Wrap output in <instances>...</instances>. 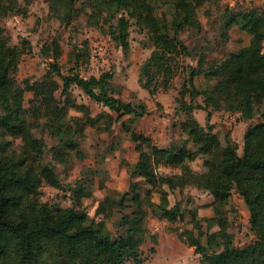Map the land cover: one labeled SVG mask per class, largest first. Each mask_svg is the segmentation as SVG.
<instances>
[{
  "label": "trees",
  "instance_id": "1",
  "mask_svg": "<svg viewBox=\"0 0 264 264\" xmlns=\"http://www.w3.org/2000/svg\"><path fill=\"white\" fill-rule=\"evenodd\" d=\"M44 1L50 15L64 26L79 18L87 26H106L120 47L126 46L129 26L143 32L152 51L140 67L138 82L148 91L158 78L168 89L175 58L189 57L186 78L175 97L184 119L172 126L179 128L178 137L159 145L139 130L140 119L149 114L147 107L122 99L113 73L85 78L73 67L64 75L55 64L46 73L57 77L60 85L40 83L41 90L25 107V89L16 79L24 49L11 42L2 18L25 15L26 9L18 0H0V264H143L140 246L147 236L148 214L170 223L183 220L180 201L172 204L169 196L183 195L187 188L212 198L211 216L201 235L193 236L188 230L178 233L199 254L197 264H264V7H221L214 47L202 46L200 39L189 47L180 35L184 31L201 34L198 13L204 10L210 15L205 7L216 6L218 0ZM233 27L247 34L248 41L226 51ZM210 50L220 55L209 57ZM80 59L75 56L76 63ZM71 84L101 111L91 115L87 105L69 97L56 101V90L66 93ZM198 97L200 106L195 104ZM198 108L207 119L214 110L250 122L241 156L229 135L220 139L213 124L201 126L195 121L192 111ZM104 120L106 124L99 125ZM88 127L108 134L118 127L137 153L136 161L125 165L127 189L99 202L94 218L79 207L78 198L67 208L40 198L44 184L63 187L57 165L65 170L74 157L84 158L80 144ZM45 134L53 143L47 150ZM15 139L21 141L18 148ZM113 143L106 152L120 147V137L116 135ZM195 161L201 162L198 171L192 167ZM168 166L178 167L180 173L160 171ZM91 176L86 173L76 183L78 188L85 190ZM234 191L248 210L254 236L243 245H236L228 232L227 207ZM114 209L119 216L109 229L105 221ZM190 216L195 225L196 211ZM151 240L155 242V237Z\"/></svg>",
  "mask_w": 264,
  "mask_h": 264
},
{
  "label": "rangeland",
  "instance_id": "2",
  "mask_svg": "<svg viewBox=\"0 0 264 264\" xmlns=\"http://www.w3.org/2000/svg\"><path fill=\"white\" fill-rule=\"evenodd\" d=\"M22 7H25V15H8L2 18V27L11 42L23 46L24 54L19 63V71L16 75L18 83L25 89L24 105L34 93L41 90L40 83L48 86L56 82L60 85L57 77L48 75L46 71L49 65H57L61 73L69 74V69L75 67L82 77L99 75L110 71L113 73V82L120 90L119 96L127 102H143L149 114L140 119V131L153 138L159 145H166L172 138H177L179 128H173V124L184 119V115L178 110L175 101L178 91L186 78L187 65L191 59L186 56L175 58L174 76L168 89H163L161 78H158L150 85V90L142 88L138 82V75L141 65L149 57L152 48L143 32L133 26L128 27V38L125 47H120L108 33V27L102 29L94 26H87L84 18L69 27L61 24L56 18L50 15L44 0H18ZM214 6L208 4L205 10L198 13V19L203 27L201 34L192 35L184 31L180 38L186 45L193 46L199 40L202 46L214 47L219 40L217 38V16L221 7L235 6L242 7H264V0H218ZM248 41V35L239 31L236 27L229 30L228 41L225 43L226 51L236 50ZM85 43V44H84ZM102 43L105 51L96 54L95 45ZM216 47V46H215ZM80 55L81 59L76 63L75 56ZM220 55L217 50H210L208 56ZM83 58V59H82ZM201 78L196 79L200 85ZM56 101H64L65 97L76 100L87 105L91 115L101 111L86 96L81 94L72 84L66 93L61 88L55 92ZM188 101V97L186 96ZM195 104L202 105V99L196 98ZM71 114L79 115L71 111ZM195 121L201 126L207 122L213 124V132L222 139L224 134L230 136L237 145L238 155L243 153V136L250 122L238 119V114H230L226 111L212 110L207 119L206 112L201 109L192 111ZM106 124L102 121L99 125ZM98 125V126H99ZM96 126V127H98ZM96 127H88L85 130V137L80 144V150L84 158L74 157L71 164L64 169L61 165L56 166V172L60 175L62 188L56 189L44 184L40 189V198L49 204H58L62 208L71 207L76 198L79 199V207L89 217L95 215L99 202L107 195L116 194L127 189L128 176L125 165L136 158L133 145L124 135L119 134V128L110 134L100 131ZM97 129V130H96ZM117 137H120L121 145L118 149L108 153L106 150ZM46 150L52 146V140L45 134ZM14 147L21 144L20 139L13 140ZM195 170H200L201 162L195 161L192 164ZM161 172L180 173V169L174 166L162 168ZM86 173L92 174L91 184L85 185V190L78 188L76 183L85 177ZM89 175V174H88ZM89 193V194H88ZM158 202V196L153 195ZM173 204L180 201L183 211V220L167 222L152 214L146 218L147 236L140 246L143 264H197V255L193 248H189L178 237L181 231H191L193 236H199L204 230V222L211 216L210 203L212 198L193 188H187L183 195L173 194L169 196ZM230 225L228 232L232 235L236 245L249 243L254 239L249 225V213L243 199L234 191L229 200ZM196 211L197 223H191L190 212ZM119 214L114 209L106 217L105 224L109 229L114 228ZM151 237H155L152 242ZM202 242L204 238L201 237ZM153 249L151 251L150 249Z\"/></svg>",
  "mask_w": 264,
  "mask_h": 264
},
{
  "label": "built area",
  "instance_id": "3",
  "mask_svg": "<svg viewBox=\"0 0 264 264\" xmlns=\"http://www.w3.org/2000/svg\"><path fill=\"white\" fill-rule=\"evenodd\" d=\"M94 50H95L97 55L98 54L100 55V54H102L105 51V48H104L102 43H98V44L95 45V49Z\"/></svg>",
  "mask_w": 264,
  "mask_h": 264
},
{
  "label": "crops",
  "instance_id": "4",
  "mask_svg": "<svg viewBox=\"0 0 264 264\" xmlns=\"http://www.w3.org/2000/svg\"><path fill=\"white\" fill-rule=\"evenodd\" d=\"M91 76V75H90ZM96 76V75H95ZM86 78V77H85ZM141 123V122H140ZM133 145V144H132ZM133 150H134V147H133ZM137 154V153H136ZM136 159H137V155H136V158L132 161V162H135L136 161ZM189 248H193V249H195L194 247H189ZM194 252H195V250H194ZM197 254V253H196ZM198 255V254H197ZM200 257V256H199Z\"/></svg>",
  "mask_w": 264,
  "mask_h": 264
}]
</instances>
